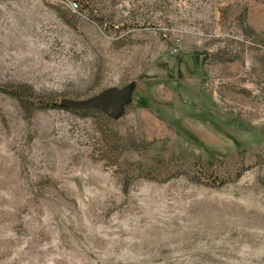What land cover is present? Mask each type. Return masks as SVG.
<instances>
[{"label": "rangeland", "instance_id": "1", "mask_svg": "<svg viewBox=\"0 0 264 264\" xmlns=\"http://www.w3.org/2000/svg\"><path fill=\"white\" fill-rule=\"evenodd\" d=\"M76 2L0 0V264H264V0Z\"/></svg>", "mask_w": 264, "mask_h": 264}, {"label": "water", "instance_id": "2", "mask_svg": "<svg viewBox=\"0 0 264 264\" xmlns=\"http://www.w3.org/2000/svg\"><path fill=\"white\" fill-rule=\"evenodd\" d=\"M122 92L115 89H107L87 98L64 97L57 101L60 106L69 108H98L102 111H113L120 100Z\"/></svg>", "mask_w": 264, "mask_h": 264}, {"label": "trees", "instance_id": "3", "mask_svg": "<svg viewBox=\"0 0 264 264\" xmlns=\"http://www.w3.org/2000/svg\"><path fill=\"white\" fill-rule=\"evenodd\" d=\"M0 90H1V91H4V92H6V91L9 92L10 88H9V86H7L6 84H5V85H1V84H0ZM45 103H47V104H49V103L56 104L57 102L49 100V101H46ZM59 106H60V105H59ZM61 107H63V106H61ZM257 133H259V132H257ZM259 134H260V133H259ZM261 136H263V135H261ZM256 140H259V138H256ZM254 142H255V141H254ZM238 146H239V145H238Z\"/></svg>", "mask_w": 264, "mask_h": 264}, {"label": "built area", "instance_id": "4", "mask_svg": "<svg viewBox=\"0 0 264 264\" xmlns=\"http://www.w3.org/2000/svg\"><path fill=\"white\" fill-rule=\"evenodd\" d=\"M68 4L73 8H76L75 6H77L76 0H68Z\"/></svg>", "mask_w": 264, "mask_h": 264}]
</instances>
